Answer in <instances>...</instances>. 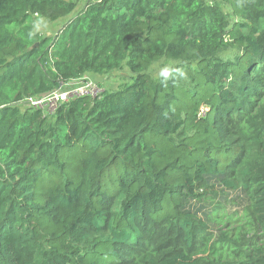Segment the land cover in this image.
Returning <instances> with one entry per match:
<instances>
[{
  "label": "trees",
  "instance_id": "1",
  "mask_svg": "<svg viewBox=\"0 0 264 264\" xmlns=\"http://www.w3.org/2000/svg\"><path fill=\"white\" fill-rule=\"evenodd\" d=\"M75 8L0 0V264H264V0H88L34 32Z\"/></svg>",
  "mask_w": 264,
  "mask_h": 264
},
{
  "label": "built area",
  "instance_id": "2",
  "mask_svg": "<svg viewBox=\"0 0 264 264\" xmlns=\"http://www.w3.org/2000/svg\"><path fill=\"white\" fill-rule=\"evenodd\" d=\"M104 90L105 88L97 79L88 75L69 81L58 79L55 89L39 96L24 98L17 105L21 109L39 111L44 117H51L60 106L69 100L80 97L94 99Z\"/></svg>",
  "mask_w": 264,
  "mask_h": 264
},
{
  "label": "rangeland",
  "instance_id": "3",
  "mask_svg": "<svg viewBox=\"0 0 264 264\" xmlns=\"http://www.w3.org/2000/svg\"><path fill=\"white\" fill-rule=\"evenodd\" d=\"M76 3L75 10L68 16H66L63 19H60L56 22L49 23L45 22L42 19H37L35 23L33 24L34 32L39 33L43 37H54L59 29L64 25L65 22L72 19L76 16V14L85 6L88 0H72ZM227 11V9H225ZM232 18V17H231ZM234 53L233 50L228 51L227 54ZM129 73L126 70L122 71H114L110 74L101 76L96 78L98 82L101 84L102 87H106L108 89H116L118 86L124 84L128 80ZM244 145L249 147L250 141L246 138L243 139ZM222 205V208H220L217 213H213L211 216L213 220L216 222L217 226H222L225 223L230 222V225L237 226V221L240 220V218H237V215H230L229 208L231 203H221L220 201H215L211 205L220 207L218 204ZM237 209L234 207L232 209L233 212H235ZM224 230H227V228L223 227Z\"/></svg>",
  "mask_w": 264,
  "mask_h": 264
}]
</instances>
